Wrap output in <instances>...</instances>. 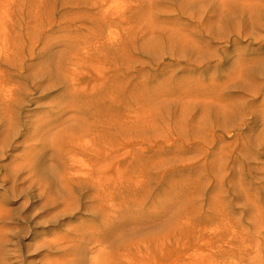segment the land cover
I'll list each match as a JSON object with an SVG mask.
<instances>
[{
  "label": "rangeland",
  "instance_id": "rangeland-1",
  "mask_svg": "<svg viewBox=\"0 0 264 264\" xmlns=\"http://www.w3.org/2000/svg\"><path fill=\"white\" fill-rule=\"evenodd\" d=\"M263 54L264 0H0V264H249Z\"/></svg>",
  "mask_w": 264,
  "mask_h": 264
},
{
  "label": "bare ground",
  "instance_id": "bare-ground-1",
  "mask_svg": "<svg viewBox=\"0 0 264 264\" xmlns=\"http://www.w3.org/2000/svg\"><path fill=\"white\" fill-rule=\"evenodd\" d=\"M245 1H249V0H245ZM245 67L248 69V73H249L251 78H255L257 75H262L264 73V54L261 55V57H253V58L247 59V65H245ZM260 69H262L263 72ZM253 100L254 99H252L251 102ZM226 102L227 103H224V104L221 103L222 111H223V123H222L221 134L223 136H227L229 138V136H228L229 131H233L234 132V131H236V128H235V126L229 127L227 125V123L228 122H232L236 117H242L243 108L239 107L240 102H239L238 99H229V100L226 99ZM243 102H245L247 105L249 104L248 101H243ZM251 105H252V103H251ZM247 114H249L248 122H246L245 119L244 120L242 119L241 125L243 127L238 128V131L236 132V134L241 136L242 138H239L237 136H233L232 137L233 140L229 143L230 145H236V144H239V143H242V144L246 145L247 141L243 139V138H245L246 135H243V131L247 130V129L252 130L253 125H254V122L252 121V118L255 119L254 116L250 115L251 114L250 111H248ZM261 122H262V128L260 130H258L259 131V133H258V137L259 138H257L258 140L252 139L253 143L256 146H258V147L259 146H264V115L261 116ZM103 138H104V136H103ZM211 141H213L212 138H211ZM208 143H210V140H208ZM104 153H105V150H104ZM104 167H105V163L102 165L101 168H104ZM76 170L78 172H82V174L84 176H89L93 172V167L91 165H88V164L82 162L79 165L78 169H76ZM102 177H104V176H102ZM102 177H100V178H102ZM243 188H244V185L242 184L240 186V189L243 190ZM220 201H222V198H221ZM240 208H241V212L239 213L240 215H238V217H236L235 221H234V224L236 226L235 227V232H238V230L236 228H238V229H242L243 228L242 227V221H241V217L242 216H244L247 212H250L249 215L246 214V216H248L247 220H249L250 219L249 216L252 213L255 214L254 208L248 206L245 203H243ZM255 209L258 212L257 220L261 224V229L260 230H256V232L259 233L262 229H264V209H263V212L259 211V207L257 205H255ZM259 216L261 217V219H260ZM248 222H252V224L253 223L255 224V222H253V221H248ZM246 235H253V234L249 233L247 230H245L243 233L239 232V234H238V236L236 238V241L238 242V244L243 243L242 239H244ZM240 253H241V255H242L243 259H244L245 258L244 254H246V251L244 250V251L241 252V250H240ZM2 254H5V252L1 251V255ZM9 259H10V257H9V254H8L7 258H5L6 263L8 262ZM1 263L4 264V261L1 262ZM249 264H264V243H263V248H261L260 245H258L257 249L254 250L251 253V258H250Z\"/></svg>",
  "mask_w": 264,
  "mask_h": 264
}]
</instances>
